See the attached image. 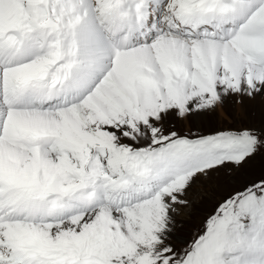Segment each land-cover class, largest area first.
<instances>
[{
	"label": "snow or ice",
	"instance_id": "obj_1",
	"mask_svg": "<svg viewBox=\"0 0 264 264\" xmlns=\"http://www.w3.org/2000/svg\"><path fill=\"white\" fill-rule=\"evenodd\" d=\"M0 264H264V0H0Z\"/></svg>",
	"mask_w": 264,
	"mask_h": 264
},
{
	"label": "rangeland",
	"instance_id": "obj_2",
	"mask_svg": "<svg viewBox=\"0 0 264 264\" xmlns=\"http://www.w3.org/2000/svg\"><path fill=\"white\" fill-rule=\"evenodd\" d=\"M221 126L230 125L232 123L231 118L221 111ZM191 128L190 124H185L183 126V130L187 131ZM203 131H208V128H203ZM211 209V204L209 203L204 208H199L196 211V214L193 215L191 218H188V222L184 225V231L180 233L186 239H191V235H194L196 227L200 224V222L204 219V213Z\"/></svg>",
	"mask_w": 264,
	"mask_h": 264
}]
</instances>
